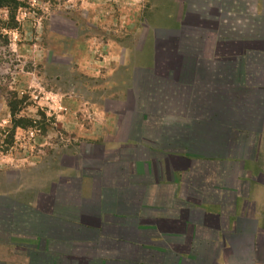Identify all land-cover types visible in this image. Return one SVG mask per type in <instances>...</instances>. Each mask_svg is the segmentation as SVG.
Masks as SVG:
<instances>
[{
    "label": "crops",
    "instance_id": "1",
    "mask_svg": "<svg viewBox=\"0 0 264 264\" xmlns=\"http://www.w3.org/2000/svg\"><path fill=\"white\" fill-rule=\"evenodd\" d=\"M144 4L96 124L0 193V264H264V0Z\"/></svg>",
    "mask_w": 264,
    "mask_h": 264
},
{
    "label": "rangeland",
    "instance_id": "2",
    "mask_svg": "<svg viewBox=\"0 0 264 264\" xmlns=\"http://www.w3.org/2000/svg\"><path fill=\"white\" fill-rule=\"evenodd\" d=\"M145 1L16 0L0 7V193L31 185L35 161L79 146L96 124L90 116L98 87L112 86L122 51L149 28L154 10Z\"/></svg>",
    "mask_w": 264,
    "mask_h": 264
},
{
    "label": "trees",
    "instance_id": "3",
    "mask_svg": "<svg viewBox=\"0 0 264 264\" xmlns=\"http://www.w3.org/2000/svg\"><path fill=\"white\" fill-rule=\"evenodd\" d=\"M16 0H0V7L10 6Z\"/></svg>",
    "mask_w": 264,
    "mask_h": 264
}]
</instances>
